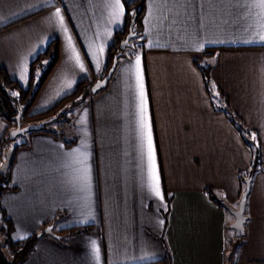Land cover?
I'll return each instance as SVG.
<instances>
[{
  "label": "crops",
  "instance_id": "0c3cea01",
  "mask_svg": "<svg viewBox=\"0 0 264 264\" xmlns=\"http://www.w3.org/2000/svg\"><path fill=\"white\" fill-rule=\"evenodd\" d=\"M128 1L0 0V68L21 87L58 42L32 104L38 111L81 81L92 86L117 55L107 85L90 88L72 119L58 118L62 132H31L13 152L14 188L0 197L12 238L49 225L57 235L42 233L21 264H233L226 227L234 216L205 189L239 198V173L253 158L245 138L264 154V8L260 0H143L131 51H111ZM198 65L211 67L209 89ZM226 107L244 131L219 110ZM149 129L163 199L152 191ZM245 214L234 264H264V158Z\"/></svg>",
  "mask_w": 264,
  "mask_h": 264
},
{
  "label": "trees",
  "instance_id": "16d2710c",
  "mask_svg": "<svg viewBox=\"0 0 264 264\" xmlns=\"http://www.w3.org/2000/svg\"><path fill=\"white\" fill-rule=\"evenodd\" d=\"M143 6H144L143 0H130L126 3V7H127L126 27L123 31L116 33L117 40L115 42V45H113V47L111 48V51L113 50L115 51L118 49L119 42L121 41V38H119V36L121 35L120 37H124V35H126L131 20H134L133 32L135 31V28H137L140 25L141 16L143 13ZM57 55H58V42L57 40H54L51 41L48 48L45 51L41 52L38 55L37 59L32 63L31 68L34 67V65L40 62L41 60H44L45 58L49 59V63L46 69L43 70L42 73L40 74L37 87L33 92H31L32 77L30 80V86L27 88H23L15 80L11 79L8 76L5 69L0 68V116L3 119H6L10 122H15L12 119V116L16 114L18 109H21L22 110L21 115H26L29 118V120L31 117H38L40 119H44L48 116L53 115L52 120L50 121L52 122L53 120L58 119L60 118L61 115H63L62 112L60 115L56 114V111L65 101L67 100L71 101L72 106L75 107L82 104L87 99V97L91 92L90 91L91 86H89L88 81H81L77 85L75 91H73L70 95L65 96L55 106L51 107L47 111L33 115L28 114V111L31 108L34 100L36 99L42 85L44 84L46 78L48 77L49 73L51 72L53 66L57 61V57H58ZM111 63L112 61L105 68V72L102 75V77L107 73ZM198 67L202 75L204 85L206 89H209V83H210L209 75H210L211 67L208 65H203V66L198 65ZM9 89H16L17 93L15 95H11L9 93ZM223 97L224 100L227 101V98L225 96ZM219 110L227 114L229 121L235 126L237 130L244 131L243 129L244 124L241 122V119H239V117L233 114L228 107L221 108ZM46 124L42 129L29 131V132L48 131L57 134L56 132L48 129L46 127ZM245 142L249 144H253L251 143L250 138H245ZM66 143H68V141H66ZM258 145L259 143L256 142V146ZM20 146L21 145H16L15 150L20 148ZM258 152H259V148H258ZM12 163H13V158L11 165ZM7 178L8 175L6 177H2L0 175V197L5 190L14 188L13 185L9 184ZM205 191L213 201L221 205V202L215 198L212 189L206 188ZM12 232H13V224L10 221V219L4 215L3 210L0 206V264H21L23 260L31 253L39 238L38 233H33L21 240H14L12 238ZM4 248L12 252L11 259H8L7 256L5 255Z\"/></svg>",
  "mask_w": 264,
  "mask_h": 264
},
{
  "label": "rangeland",
  "instance_id": "374dc122",
  "mask_svg": "<svg viewBox=\"0 0 264 264\" xmlns=\"http://www.w3.org/2000/svg\"><path fill=\"white\" fill-rule=\"evenodd\" d=\"M136 30V28H135ZM134 41H136V37H131V43H133ZM136 44H138L136 42ZM119 47V45H118ZM124 51L127 52H130L131 51V46H126L123 48ZM114 58V56H113ZM47 67V64H46V60L43 61L42 63H38L36 66H35V74H34V77H33V80H32V86H31V92H33L35 90V88L37 87V83H38V80H39V76L41 74V72L43 70H45ZM76 87H74L73 89H71L70 91H67L69 93H62L60 95H57V96H49V100L51 99L50 103H49V107L47 108H50L52 107L53 105H55L60 99H62L64 96L72 93L73 91H75ZM47 90H43V93L39 96L40 98L42 97H45L44 95L46 94ZM9 93L11 95H14V93L16 94L17 91L16 89H9ZM38 103L35 104V106H32L29 111H28V114L29 115H33V114H37L39 112H42V111H38V110H41V108L39 107V105H37ZM47 110V109H46ZM74 111V108L73 106L71 105V101L67 100L65 101L56 111V114L60 115L61 112L63 113L64 117L68 118V119H72L71 118V113ZM53 115L51 116H48L44 119H40L38 117H31L30 118V122L29 123H39L41 121H44V120H48L52 117ZM63 117V118H64ZM29 120V118L26 116V115H21V118H20V122H21V125L24 126V125H27L29 123H26L27 121ZM15 125V122H10L6 119H3L1 116H0V147L2 148V151L0 153V155L3 157V159H1L0 157V164L2 163V161L4 160L5 158V151L8 147V145L10 144V140H9V132H10V129L13 128ZM58 119H55L53 120L52 122H49L46 124V127L48 129H52V131L56 132L57 134L62 132L61 131V128H59L58 126ZM31 132H26L25 134H21V135H17L16 138H15V142L17 145H21L22 143L26 142L29 138V135H30ZM258 148H259V152H258ZM249 149L250 150H253V158L251 160V163L253 162V164H251V166L247 169V171H242V173H239V179H240V182H241V186H242V190H241V193H240V196L242 194V192L244 191L245 189V186H246V183L247 181H249V192L247 194V197H246V203H245V207H244V213H245V210L249 208L250 206V202H251V198H252V194H253V189H254V185L257 183L258 181V178H259V174H260V171L261 169L263 168V158H264V154L262 156V145L259 143L258 146H256V144H249ZM256 149V151H255ZM251 177H252V181H251ZM258 177V178H257ZM7 181L10 183V180L9 178H7ZM228 190L224 191V192H221L217 195V192L214 193V195L216 194V196L220 199H222V202H224L226 205H228L229 207H234V206H238V203H239V200H240V197L239 198H236V199H233L232 197H230L231 195H228ZM230 199L232 200H236L234 201L233 203H231L232 201H230ZM224 200V201H223ZM232 204L234 206H232ZM227 215L229 217L232 216V214L227 211ZM246 216V214H245ZM246 222V220H245ZM244 222V233L241 235V236H235L234 233L235 231L233 229H230L228 227H226V232L229 234V237L231 239V241H228L227 242V249H228V254H230V257L232 256L233 258V264L235 263V253H239L240 250H241V246H242V242L243 240V237L245 235V228L247 226V222L245 223ZM4 252H5V255L7 256L8 259H11L12 258V252L9 251L8 249L4 248ZM232 253V255H231Z\"/></svg>",
  "mask_w": 264,
  "mask_h": 264
},
{
  "label": "water",
  "instance_id": "95a60500",
  "mask_svg": "<svg viewBox=\"0 0 264 264\" xmlns=\"http://www.w3.org/2000/svg\"><path fill=\"white\" fill-rule=\"evenodd\" d=\"M133 26H134V20H131L128 26V31L124 38L119 42V48L123 49L126 46H133V43L130 42L131 37L134 36L133 32ZM117 64V55H114V58L112 59V63L107 71V73L97 79L91 86V91L95 92L97 89L104 88L109 79L112 76V73L116 67ZM22 110L18 109L16 114L12 116V119L15 121V125L13 128L10 129L9 132V140L10 144L8 145L6 151H5V158L0 164V175L2 177H6L8 175L9 167L12 162L13 158V152L16 147L15 138L17 135L25 134L28 131H34L42 129L47 122H50L52 120V117L48 120L41 121L39 123H29L27 125L22 126L20 122ZM249 192V181H247L244 191L242 192L240 196V200L237 207H229L224 202H222V205H224L228 210L233 214L234 220L230 223V227L235 231V236H241L244 233V222L246 220V216L244 213V207L246 203V197ZM42 233L51 234L53 236H57L52 231V226L49 225L45 227L41 232L38 233V236H40Z\"/></svg>",
  "mask_w": 264,
  "mask_h": 264
},
{
  "label": "snow or ice",
  "instance_id": "6c2138e0",
  "mask_svg": "<svg viewBox=\"0 0 264 264\" xmlns=\"http://www.w3.org/2000/svg\"><path fill=\"white\" fill-rule=\"evenodd\" d=\"M116 3L117 5H119V0H116ZM260 6L262 8H264V0H260ZM121 11H122V6H121ZM56 16L60 17V10L57 9L56 11ZM60 20H61V23H63V18L60 17ZM71 38H69L70 40ZM261 39L264 40V35L261 36ZM73 51H75L73 49ZM102 51V49H101ZM76 59H77V62L79 63V56L77 55L76 56ZM136 65H137V68L139 70V65H140V59L139 57H137V60H136ZM81 67H83L81 65ZM138 79H139V83H140V88H141V97L143 98V82H142V79L138 76ZM15 95V93H14ZM142 112H143V109H142ZM141 126L142 128H147V125L144 123V120H143V117H142V120H141ZM147 139H148V149H149V154H150V160L152 161V174H151V179H152V191L154 192V194L157 196V197H160L161 199H163L162 195H161V192H160V188H159V178L156 174V171H155V163H154V156L151 155L152 153V146H151V133H150V129L148 130V133H147ZM77 163H80V164H83L84 163V158H78ZM81 171H83L85 173V175H82L81 177H79V179L83 180V181H87V176H86V168L82 169ZM97 251V254H98V250Z\"/></svg>",
  "mask_w": 264,
  "mask_h": 264
}]
</instances>
